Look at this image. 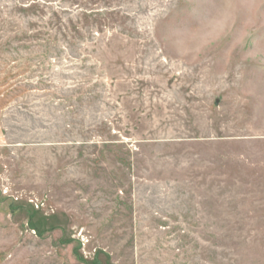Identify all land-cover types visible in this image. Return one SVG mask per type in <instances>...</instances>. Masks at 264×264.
<instances>
[{
  "label": "rangeland",
  "instance_id": "obj_1",
  "mask_svg": "<svg viewBox=\"0 0 264 264\" xmlns=\"http://www.w3.org/2000/svg\"><path fill=\"white\" fill-rule=\"evenodd\" d=\"M0 264H264V0H0Z\"/></svg>",
  "mask_w": 264,
  "mask_h": 264
}]
</instances>
